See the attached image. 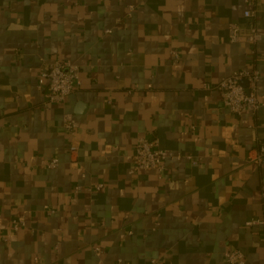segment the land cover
<instances>
[{
	"label": "crops",
	"instance_id": "1",
	"mask_svg": "<svg viewBox=\"0 0 264 264\" xmlns=\"http://www.w3.org/2000/svg\"><path fill=\"white\" fill-rule=\"evenodd\" d=\"M230 24L260 42H230ZM55 59L81 72L75 155L38 83ZM242 70L261 108L238 117L217 86ZM140 137L173 155L162 178L133 170ZM260 143L264 0H0V264H228L235 248L264 264Z\"/></svg>",
	"mask_w": 264,
	"mask_h": 264
},
{
	"label": "built area",
	"instance_id": "2",
	"mask_svg": "<svg viewBox=\"0 0 264 264\" xmlns=\"http://www.w3.org/2000/svg\"><path fill=\"white\" fill-rule=\"evenodd\" d=\"M254 13L250 10L245 12L246 18H251ZM262 36L256 27L242 29L237 24H230L229 26V39L232 43H237L240 40H246L252 45L260 42ZM174 61L177 62L180 58L177 52H173ZM80 68L78 65L71 61L55 59L45 66L39 75V87L45 89L46 100L48 104L60 106L63 111V128L70 137L69 151L71 155H75L79 148V139L76 137L74 127V115L67 110V100L71 94L79 90L82 86ZM259 80L260 74L257 70H242L231 73L221 80L217 86L224 105L228 111L236 116L250 113L255 115L261 108L258 99L259 93ZM243 82H247L248 86L245 87ZM151 88V86H149ZM136 88L129 90L132 94ZM193 130L196 129L192 125ZM258 152L255 156H250L249 160L259 165L264 163V143H260ZM171 153H167L160 148L157 140H148L147 138L140 137L137 139L134 152L132 156V167L135 172L141 171H155L160 178L164 176L167 171L166 161L171 157ZM173 156V155H172ZM196 164V161L193 160ZM42 166L48 170H55L59 166V161L54 159L52 161L42 162ZM102 185H97L89 191H98L102 189ZM81 188L77 187L75 192ZM48 214H53L54 211L46 207ZM261 224L257 220L248 222V225ZM27 226L26 219L23 216L12 219V228L15 232ZM96 251H98L96 249ZM225 259L228 264H246L245 254L235 248L225 253ZM35 262L39 264V259L36 258ZM113 264H130L122 259H119Z\"/></svg>",
	"mask_w": 264,
	"mask_h": 264
},
{
	"label": "water",
	"instance_id": "3",
	"mask_svg": "<svg viewBox=\"0 0 264 264\" xmlns=\"http://www.w3.org/2000/svg\"><path fill=\"white\" fill-rule=\"evenodd\" d=\"M243 85H244L245 87H247V86H248V83H247V82H243Z\"/></svg>",
	"mask_w": 264,
	"mask_h": 264
}]
</instances>
